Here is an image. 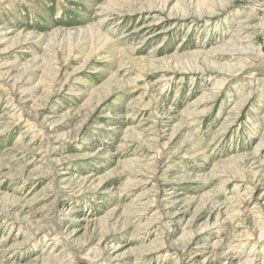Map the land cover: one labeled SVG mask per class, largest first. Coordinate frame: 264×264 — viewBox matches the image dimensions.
Returning <instances> with one entry per match:
<instances>
[{
  "label": "rangeland",
  "instance_id": "374dc122",
  "mask_svg": "<svg viewBox=\"0 0 264 264\" xmlns=\"http://www.w3.org/2000/svg\"><path fill=\"white\" fill-rule=\"evenodd\" d=\"M262 228L264 0H0V264H263Z\"/></svg>",
  "mask_w": 264,
  "mask_h": 264
},
{
  "label": "bare ground",
  "instance_id": "6f19581e",
  "mask_svg": "<svg viewBox=\"0 0 264 264\" xmlns=\"http://www.w3.org/2000/svg\"><path fill=\"white\" fill-rule=\"evenodd\" d=\"M113 10V9H112ZM111 11V10H110ZM134 11V10H133ZM106 12H108V11H106ZM112 12V11H111ZM114 13V12H113ZM108 14L109 15H111L110 14V12H108ZM119 14V13H118ZM248 29V27H246V26H243L241 23H239V25H238V28L236 29L237 30V34H240V33H245V32H247V31H245V30H247ZM235 30V31H236ZM237 41L239 42L240 41V39H237V40H235V39H233L232 40V46L236 49V50H238V51H240L239 50V46H238V44H237ZM214 58V57H213ZM215 64L216 65V67L218 66L219 67V65H220V67H221V69H223V70H226V71H232V70H235V71H237V70H240V69H242L244 66H241L240 64L238 65L237 63H220V62H218L219 64H217V63H215V61L213 60V62H212V64ZM210 65V64H209ZM32 65H30V67H31ZM29 68V67H28ZM209 68H210V66H209ZM211 69H215V70H219V69H217V68H215V66H213ZM14 97H12V99H13ZM256 175H257V171H255V176H254V178L256 177ZM246 190V189H245ZM249 191V190H248ZM248 191H246L245 193H246V195L247 196H252V193H253V190H252V192H248ZM261 201H262V198L260 199ZM173 202V200H171L170 201V203H172ZM151 210H153V209H151ZM262 223V222H261ZM261 231H264V228H262V229H260ZM48 234L51 232V231H46ZM55 233H56V235L54 236V238H55V240H59V239H63L64 241H67V236H66V234L65 233H62L61 232V229L59 228V227H56L55 228V231H54ZM263 233V235L261 234L260 235V237L261 236H264V232H262ZM261 239V238H260ZM54 240V241H55ZM53 241V242H54ZM162 241H164V240H162ZM260 241V240H259ZM264 248V247H263ZM73 253H75V252H73V251H71V254H69V256H68V261L70 260V258H71V262L69 261V264H72L73 263V256H72V254ZM223 255H225V253L223 254ZM227 255V254H226ZM229 255V254H228ZM252 255L253 254H251V253H249L248 254V257H247V259H246V263H249V264H259V263H257L256 262V258H253L252 257ZM259 256H261V255H259ZM263 257V256H262ZM229 258V257H228ZM227 258V259H228ZM91 260H92V257H91ZM244 262V263H245ZM264 262V261H263ZM264 264V263H263Z\"/></svg>",
  "mask_w": 264,
  "mask_h": 264
}]
</instances>
